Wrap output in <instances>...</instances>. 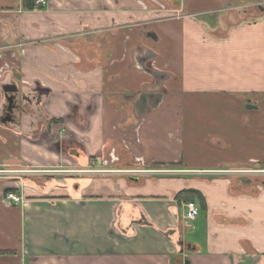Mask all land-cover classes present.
Returning a JSON list of instances; mask_svg holds the SVG:
<instances>
[{"label": "crops", "instance_id": "1", "mask_svg": "<svg viewBox=\"0 0 264 264\" xmlns=\"http://www.w3.org/2000/svg\"><path fill=\"white\" fill-rule=\"evenodd\" d=\"M254 144L264 0H0V264H264Z\"/></svg>", "mask_w": 264, "mask_h": 264}, {"label": "built area", "instance_id": "2", "mask_svg": "<svg viewBox=\"0 0 264 264\" xmlns=\"http://www.w3.org/2000/svg\"><path fill=\"white\" fill-rule=\"evenodd\" d=\"M34 5H35V9H40V7H47L48 0H35ZM115 161H117L116 158H115ZM135 162L137 165H141L145 167V163L141 157H136ZM254 164L257 167H254L253 166ZM104 166H107V164H105ZM252 166L254 168H246V169H235L234 168V169L222 170V172L238 176V179L240 180H244L242 179V176H245L246 177L245 180L250 181L249 184L251 186L256 188L258 192H262L264 191V164H260V162L255 161L252 163ZM104 170H107V169H104ZM104 170H93V171L104 172ZM141 171H153V170H150V169L148 170L145 168L144 169L136 168L132 170L131 172L136 173V172H141ZM6 198L8 200H15L17 202L19 201L17 198V195L13 192H8ZM184 205L187 209V215H186L187 220L190 222V224H192L199 217L200 209L197 203L193 201H187L185 202Z\"/></svg>", "mask_w": 264, "mask_h": 264}, {"label": "rangeland", "instance_id": "3", "mask_svg": "<svg viewBox=\"0 0 264 264\" xmlns=\"http://www.w3.org/2000/svg\"><path fill=\"white\" fill-rule=\"evenodd\" d=\"M141 1V0H140ZM42 8L43 10L46 9V7H40ZM35 9V8H34ZM122 9V8H120ZM126 9V10H125ZM132 9L131 8H123L122 11H131ZM234 107V106H233ZM223 115L221 114H218L217 112L213 113L212 111L210 113H207V114H198L196 115L195 117H202L203 119H206L207 122H216V119L219 118V117H222ZM225 117L229 116L228 114L224 115ZM234 116V115H233ZM246 152L248 153V156L250 155H262L264 157V146L261 147V146H258L257 144H254L251 148L250 147H247V149H245ZM254 167H257L255 166V164L253 165ZM252 166V163H249L247 165H243V166H240V167H236L235 169H246V168H254ZM234 169V168H233ZM226 170V169H225ZM230 175V178L234 179H238V176H235L233 174H228ZM242 179H246L245 176H242ZM240 180V179H238Z\"/></svg>", "mask_w": 264, "mask_h": 264}, {"label": "trees", "instance_id": "4", "mask_svg": "<svg viewBox=\"0 0 264 264\" xmlns=\"http://www.w3.org/2000/svg\"><path fill=\"white\" fill-rule=\"evenodd\" d=\"M34 2H35V0H24V6L30 10H34V8H35ZM260 164H264V162L261 161ZM175 198L179 202H181V201H193V202L197 203V205L200 209V212H201V209L205 208L204 197L198 191L184 190V191L178 193L175 196Z\"/></svg>", "mask_w": 264, "mask_h": 264}, {"label": "water", "instance_id": "5", "mask_svg": "<svg viewBox=\"0 0 264 264\" xmlns=\"http://www.w3.org/2000/svg\"><path fill=\"white\" fill-rule=\"evenodd\" d=\"M4 94L6 97V101L8 102L9 106L6 110V114L5 117L2 119V123H7V122H11L13 120V111L15 108V95L14 92H17V87L14 85H8L5 86L4 88ZM189 262H187L186 264H188Z\"/></svg>", "mask_w": 264, "mask_h": 264}, {"label": "flooded vegetation", "instance_id": "6", "mask_svg": "<svg viewBox=\"0 0 264 264\" xmlns=\"http://www.w3.org/2000/svg\"><path fill=\"white\" fill-rule=\"evenodd\" d=\"M8 106H9V104H8V102H6V110H7Z\"/></svg>", "mask_w": 264, "mask_h": 264}]
</instances>
